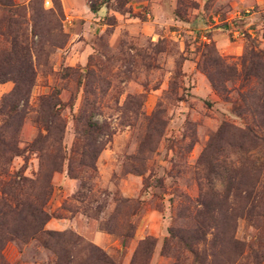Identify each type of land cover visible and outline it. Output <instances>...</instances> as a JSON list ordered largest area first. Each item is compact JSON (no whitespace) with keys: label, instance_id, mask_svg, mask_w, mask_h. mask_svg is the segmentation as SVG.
Wrapping results in <instances>:
<instances>
[{"label":"rangeland","instance_id":"rangeland-1","mask_svg":"<svg viewBox=\"0 0 264 264\" xmlns=\"http://www.w3.org/2000/svg\"><path fill=\"white\" fill-rule=\"evenodd\" d=\"M8 17L29 41L34 79L15 135L21 154L0 181L21 169L48 182L41 231L71 233L82 241L75 257L90 244L115 264H129L144 238L153 248L135 264H264V0H0L2 31ZM12 87L0 84V98ZM52 103L63 105L55 120ZM90 117L102 127L93 169L80 165ZM251 188L261 198L245 216ZM225 215L233 230L221 236ZM170 228L180 235L161 252ZM69 246L5 235L0 264H54Z\"/></svg>","mask_w":264,"mask_h":264},{"label":"trees","instance_id":"trees-1","mask_svg":"<svg viewBox=\"0 0 264 264\" xmlns=\"http://www.w3.org/2000/svg\"><path fill=\"white\" fill-rule=\"evenodd\" d=\"M6 7L11 9L10 11L13 10L17 12L22 9V6L19 7L11 3V1L6 4ZM89 10L93 12L94 8L89 7ZM20 26V21L8 17L7 23L4 26L5 31L0 29V35H5V37H7L6 43L8 46L7 49L0 52V84L5 82H11L13 84L12 89L0 98V117L2 119L0 125L1 174H6L7 170L5 167L10 164L14 157L20 156L21 154V151L17 148L15 143V135L22 120V105L24 106L26 102L34 79L29 41H27ZM35 33L37 32L35 31ZM19 35L21 37L18 39ZM48 99L51 101L50 98ZM44 103L47 102L44 100L40 102L42 106L45 105ZM62 106L63 105L59 103L57 105L52 103L50 105L48 116L54 120L57 119V110L62 109ZM43 127L48 134L50 131V125L44 123ZM10 129H12V133L8 135ZM101 131V125L91 117L88 118L82 131V135H84L86 142L84 144V151L82 152L80 165H88L87 167L93 169L94 159L101 150V147L97 145L98 143L96 141L97 136ZM47 137L48 136L46 135L39 136V138L34 141L33 145L38 142L42 143ZM210 141H212V139ZM210 143L211 142H209V144ZM208 147L209 145L206 146V149H208ZM206 149L205 152L202 153L203 156L207 151ZM87 159H90L88 163L86 161ZM20 171L21 169L14 171L6 181H0V248L5 235H10L20 240L22 238H31L41 232L56 238H62L64 239V242H69L71 245V247L69 246L70 248L64 247L60 248L59 251H54L56 258L54 264H115L103 251L90 244H84L85 246H81L82 256L75 257L72 250L74 246H78L82 241L71 233L41 231L44 223L49 219V215L42 209V206L46 201V189L49 187L48 182L46 181L44 186H37L38 179H27ZM66 174L68 178H77L76 173L72 170L69 164L66 169ZM249 190L247 197L249 198V195L252 194L253 203L244 211L245 216L246 214L249 216L251 215L252 209L258 205L256 202L261 198L260 196H257L258 192H255L253 188ZM210 204L211 203H206L204 200H201L198 203L201 208L205 207L206 212L204 214L210 212L211 209L208 208ZM242 215L243 213L240 211L237 217ZM219 227L220 230H222L220 231L221 236L228 234L227 230H229V228H232L233 230V219L231 224V217L227 215L223 216L219 223ZM200 230L201 228H198L195 231L189 232V239L191 242L187 245V250L191 253H195V256L196 252L191 246L203 244L205 242V234L203 231L200 232ZM179 233L180 230L177 229L170 228L168 230V236L163 240L161 252H164V249L167 248L170 241L177 239L178 235H180ZM227 238L228 236H226L223 241H220L219 239V241L217 240L218 242L214 239L212 244L213 246L218 247L219 245H224V243L227 244L231 242V237L228 240ZM153 245L154 241L151 238H144L138 241L129 264H135L136 261L139 260L144 262L147 256H149ZM213 254L214 253H211V257ZM199 259H202L199 264H206L205 256H201Z\"/></svg>","mask_w":264,"mask_h":264}]
</instances>
